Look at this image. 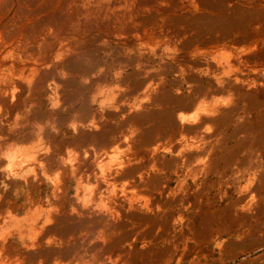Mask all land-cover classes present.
Returning <instances> with one entry per match:
<instances>
[{
	"label": "bare ground",
	"instance_id": "obj_1",
	"mask_svg": "<svg viewBox=\"0 0 264 264\" xmlns=\"http://www.w3.org/2000/svg\"><path fill=\"white\" fill-rule=\"evenodd\" d=\"M159 2L123 0L120 8L115 3L108 7L102 4L94 22L77 31L68 30L64 36L62 31L50 35L46 29L33 27L26 50H20L21 44L13 48L15 41L10 33L0 31V178L4 172L10 175L9 170L17 176L25 170H37L49 159L37 152L26 164L19 146L7 145L9 137L17 142L24 139L20 129L27 127L38 106L31 97L23 101L16 77H23L27 71L37 73V64H44L51 56L61 61L76 50L98 54L95 44L124 55L134 54L144 38L157 40L165 46L163 51L186 43L190 47L192 41L181 39L180 33L169 28L155 30L164 16ZM13 6L14 0H7L8 9ZM244 7L248 21L258 19L264 32V0H245ZM256 36L253 49L263 43ZM194 54L201 55L198 50ZM202 54L194 61L201 77L192 78L182 69V79L176 80L172 89L167 88L165 76L148 71L144 64L128 73L132 66L128 61L114 72L94 75L95 84L108 83L110 87L101 90L86 86V91H92V100L84 99L81 108L93 111V104L101 96L102 108H114V120L100 122L104 116L99 110L87 122L97 128L99 141L86 149L92 160L81 176L92 184L86 198L96 205L94 211L80 201L74 203L80 214L87 216L82 243L66 253H48L36 262H28L21 253H8L10 224L15 223L20 238L25 227L22 219L12 217L5 209L9 203L5 199L0 202V264H129L140 242L168 244L176 240L179 224L183 229L199 217L223 212H230L237 224L228 237L217 242L218 258L212 253L204 256L206 264H264V253L252 258L264 249V219L255 213L264 167V137H251V149L245 151L240 148L244 140L238 139L233 146L214 133L230 112L229 107L241 97L258 99L256 112H264V100L250 92L264 87V50L242 58L226 49ZM25 57L37 58L30 59L33 63L27 71L21 64ZM60 87L54 91V106L62 107ZM253 107L257 108V103L250 111L246 109L247 114L256 109ZM106 113L110 116L111 110ZM35 132L33 129L30 134ZM37 134L42 136L43 131ZM233 194L237 195L235 199ZM2 195L5 197V193ZM27 228L33 234V245H37L44 224L35 219ZM224 232L220 231L219 236Z\"/></svg>",
	"mask_w": 264,
	"mask_h": 264
},
{
	"label": "rangeland",
	"instance_id": "obj_2",
	"mask_svg": "<svg viewBox=\"0 0 264 264\" xmlns=\"http://www.w3.org/2000/svg\"><path fill=\"white\" fill-rule=\"evenodd\" d=\"M114 3L113 0H14V6L9 10L7 0H0V31L10 33L15 41L13 48L21 44L20 50H26L25 44L31 28L46 29L50 35L62 31L61 35L64 36L68 30L77 31L86 23L94 22L102 4L108 7ZM121 5L123 0L115 3L117 8ZM244 5L245 0H160L159 8L164 16L155 30L169 28L170 31L180 33L181 39L192 41L190 47L186 43L163 51L165 46L160 45L157 40L144 38L140 40L141 44L137 45L134 54L124 55L114 49L106 51L100 48V44H95L94 47L100 50L98 54L76 50L61 61L56 56H51L44 64H37L39 70L35 74L27 70L33 63L30 59L37 58L25 57L21 64L27 72L23 77L17 76L15 80L23 101L31 97L32 102H38V106L36 115L27 123V127L20 129L24 139L17 142L9 137L7 145L19 146L22 160L26 164L31 163L29 159L34 158L37 152L47 155L49 159L37 170H25L19 176L9 170L10 175L4 172L0 178L3 188L0 202L8 200L5 209L9 210L12 217L22 219L25 227L23 237L20 238L15 231V223L10 224L6 244L8 253H21L28 262H36L44 260L48 253H66L69 248L82 243L87 216L81 215L74 203L80 201L91 212L94 211L96 205L86 198L92 184L81 179V176L92 160L87 156L86 149H92L99 141L97 128L87 125V122L99 110L104 116L100 122L114 120V108H102L101 96L93 104V111L81 108L84 99L92 100V91H86V86L99 87L101 90L110 87L108 83L99 86L95 84L94 75L100 71L114 72L128 61L132 64L128 73L144 64L148 71L156 70L165 76L167 88L172 89L175 88L176 80L182 79V69L192 78L201 77L194 61L203 57L202 52L233 50L239 58L259 53L264 50V32L258 19L248 21ZM256 35L262 38L263 43L259 48L253 49ZM38 37H41L40 33ZM196 50L201 55L195 57ZM58 85H61L59 94L63 101L62 107L54 106V91ZM250 92L264 100V87L252 88ZM253 99L255 101L241 97L234 102L229 107L230 112L219 122L218 129L214 132L233 146L238 144V139L244 140L240 148L245 151L251 149V137H264V112L257 114L259 102L258 99ZM32 102H29L30 106ZM255 103L257 108L253 107L256 109L247 114L246 109ZM41 105L42 108H38ZM107 110H111L110 116L107 115ZM11 121L13 122L12 119ZM33 129L35 134H30ZM38 130L43 131L42 136H38ZM261 154L264 160V143ZM258 185L259 200L255 213L263 220L264 167ZM2 193H5V197ZM236 197L233 194V199ZM17 207L23 209L17 211ZM233 218L230 212H223L199 217L183 229L179 224L176 240L162 245H144L140 242L129 264H192L194 260L206 264L205 255L212 253L217 258L220 256L217 242L232 232L237 224ZM35 219H39L40 225L44 224L37 245H33V234L27 228ZM220 231L225 232L219 236ZM262 253L264 249L252 258Z\"/></svg>",
	"mask_w": 264,
	"mask_h": 264
}]
</instances>
